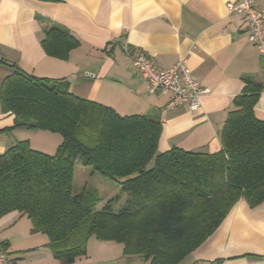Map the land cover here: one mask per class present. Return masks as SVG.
I'll list each match as a JSON object with an SVG mask.
<instances>
[{
    "label": "trees",
    "instance_id": "16d2710c",
    "mask_svg": "<svg viewBox=\"0 0 264 264\" xmlns=\"http://www.w3.org/2000/svg\"><path fill=\"white\" fill-rule=\"evenodd\" d=\"M42 45L63 60L80 43L54 26ZM245 84L221 131L219 153H160L163 126L157 119L122 116L77 97L67 83L16 69L0 90L3 113L14 116L12 129L58 134L62 142L53 155L27 140L0 155V219L26 216L61 264L86 256L92 238L122 244L125 256L146 264L183 263L240 201L251 208L264 203V121L255 114L263 87L252 78ZM78 160L93 175L115 181L126 201L116 196L99 207L97 190L75 194Z\"/></svg>",
    "mask_w": 264,
    "mask_h": 264
},
{
    "label": "crops",
    "instance_id": "0c3cea01",
    "mask_svg": "<svg viewBox=\"0 0 264 264\" xmlns=\"http://www.w3.org/2000/svg\"><path fill=\"white\" fill-rule=\"evenodd\" d=\"M231 1L0 0V90L19 69L39 79L67 83L72 94L122 116L157 119L163 126L160 153L174 148L219 153L221 131L246 78L263 87L255 114L264 121V55L249 42L245 22L229 13ZM254 6L264 11V0H254ZM54 26L69 31L80 43L63 60L48 55L42 45ZM141 54L161 69L186 60L200 85L210 91L201 109L195 113L186 107L172 109L168 96L150 93L133 63ZM13 126L14 116L3 113L0 105V155L26 140L33 149L53 155L62 142L58 134ZM116 194L126 201L121 188ZM22 223L25 232L18 239L7 235L9 231L18 235ZM32 228L31 220L18 213L0 219V242L8 252V264H59L28 260L39 249L51 247L47 236ZM35 236L44 238L42 245L33 240ZM189 258L193 263L264 264V203L251 208L240 201Z\"/></svg>",
    "mask_w": 264,
    "mask_h": 264
},
{
    "label": "built area",
    "instance_id": "2783aa9c",
    "mask_svg": "<svg viewBox=\"0 0 264 264\" xmlns=\"http://www.w3.org/2000/svg\"><path fill=\"white\" fill-rule=\"evenodd\" d=\"M229 13L242 19L248 30L249 42L264 55V11L254 6V0H232L227 4ZM134 67L148 85L150 93L160 92L169 97V107H186L191 113L202 107L203 98L210 94L194 77L186 60L168 69H161L146 55L133 57ZM9 255L0 242V264H8Z\"/></svg>",
    "mask_w": 264,
    "mask_h": 264
},
{
    "label": "rangeland",
    "instance_id": "374dc122",
    "mask_svg": "<svg viewBox=\"0 0 264 264\" xmlns=\"http://www.w3.org/2000/svg\"><path fill=\"white\" fill-rule=\"evenodd\" d=\"M41 142H43L41 140ZM93 170L91 167H85L82 165L81 160L76 162L75 166V183H74V193L79 194L83 190H97L101 196L102 203L99 207H103L107 201L117 196L116 189L118 184L115 181L109 180L99 174H92ZM124 203L122 200L120 203ZM23 223L19 225L18 235H15L14 232H10L7 235L13 236L15 239H18L19 234L23 235L25 229ZM21 239V238H20ZM33 240L39 245H42L41 242L44 240L43 237H33ZM123 245L112 242V241H98L95 238H92L87 243V255L81 258H78L74 264H146L140 257H130L123 254ZM41 250V251H40ZM57 260L50 246H45L42 249H39L36 255H32L28 260ZM60 263V261L57 260ZM191 258L186 259L181 264H191Z\"/></svg>",
    "mask_w": 264,
    "mask_h": 264
}]
</instances>
